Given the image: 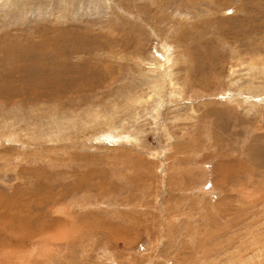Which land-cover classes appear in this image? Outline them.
Returning <instances> with one entry per match:
<instances>
[{
    "label": "rangeland",
    "instance_id": "374dc122",
    "mask_svg": "<svg viewBox=\"0 0 264 264\" xmlns=\"http://www.w3.org/2000/svg\"><path fill=\"white\" fill-rule=\"evenodd\" d=\"M0 264H264V0H0Z\"/></svg>",
    "mask_w": 264,
    "mask_h": 264
},
{
    "label": "bare ground",
    "instance_id": "6f19581e",
    "mask_svg": "<svg viewBox=\"0 0 264 264\" xmlns=\"http://www.w3.org/2000/svg\"><path fill=\"white\" fill-rule=\"evenodd\" d=\"M7 47V46H6ZM27 51V50H26ZM30 52V51H29ZM28 52V53H29ZM38 56V55H37ZM11 58H13V57H11ZM19 59V58H18ZM26 60V59H25ZM37 66V65H36ZM17 67V66H16ZM38 68V67H37ZM19 69V68H18ZM49 73V72H48ZM157 73V72H156ZM31 74V73H30ZM64 74V73H63ZM55 77V76H54ZM48 80V79H47ZM175 82V81H174ZM173 81H171V84L172 85H175L176 83H174ZM161 86L160 85H158V84H154V85H152V88H153V90L154 91H159V88H160ZM35 221V220H34ZM33 222V221H32ZM35 226V225H34ZM20 230V229H19Z\"/></svg>",
    "mask_w": 264,
    "mask_h": 264
}]
</instances>
